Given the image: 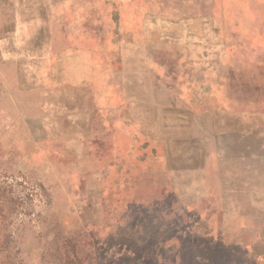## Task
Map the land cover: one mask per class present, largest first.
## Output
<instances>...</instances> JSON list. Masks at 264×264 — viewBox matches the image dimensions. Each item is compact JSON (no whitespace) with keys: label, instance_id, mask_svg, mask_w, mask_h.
Returning a JSON list of instances; mask_svg holds the SVG:
<instances>
[{"label":"rangeland","instance_id":"rangeland-1","mask_svg":"<svg viewBox=\"0 0 264 264\" xmlns=\"http://www.w3.org/2000/svg\"><path fill=\"white\" fill-rule=\"evenodd\" d=\"M0 264H264V0H0Z\"/></svg>","mask_w":264,"mask_h":264}]
</instances>
